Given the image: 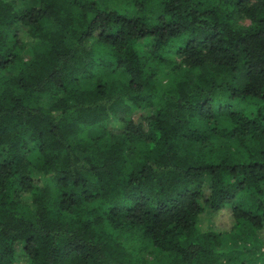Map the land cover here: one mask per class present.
I'll return each instance as SVG.
<instances>
[{"label":"trees","instance_id":"trees-1","mask_svg":"<svg viewBox=\"0 0 264 264\" xmlns=\"http://www.w3.org/2000/svg\"><path fill=\"white\" fill-rule=\"evenodd\" d=\"M178 37L181 75L158 89L142 59ZM95 64L127 80L81 86ZM223 94L259 107L220 108ZM80 125L101 133L71 143ZM240 221L264 232V0H0V264H224ZM108 230L160 258L134 261Z\"/></svg>","mask_w":264,"mask_h":264},{"label":"rangeland","instance_id":"rangeland-1","mask_svg":"<svg viewBox=\"0 0 264 264\" xmlns=\"http://www.w3.org/2000/svg\"><path fill=\"white\" fill-rule=\"evenodd\" d=\"M8 1V0H4ZM99 5L107 7L109 9H117L126 11L127 13L132 12V3L133 0H96ZM39 0H24L18 1L15 0V4L18 7L25 6H37ZM236 24L240 27H247L250 24V21L244 17L237 19ZM17 30L24 31V27L16 26ZM184 38L178 37L169 40V42L161 49L162 60H155L151 58H143L142 63L144 69L154 72L155 85L158 89H169L172 87L175 82L179 79L181 75L180 68L182 65V60L180 57L174 54V50L177 47H180L183 44ZM27 49L29 45H25L24 49H19V53L23 58L28 57ZM96 57H105V53L97 52ZM12 71L6 72L8 75ZM99 77L103 80L109 79H120L126 81V75L120 70L108 71L103 66L95 64L92 67L91 74L81 75L79 77V84L83 87L91 86L94 83V80ZM224 95V99L220 100V108L225 103L229 105L232 110L240 111L245 114H252L259 107V101L254 98L244 97L231 99L227 95ZM40 105L43 107H48L50 104V99L47 96H42L39 99ZM144 113L140 108L135 106L130 107L129 119L135 125H140L143 129L146 128L142 116ZM220 126L225 124V116L223 115V110L220 111ZM101 133V130L98 126H79L78 132L72 138L70 142L74 143L80 140L92 139L97 137ZM213 222L217 224L223 223L226 227L230 224V219L227 213L219 218L213 219ZM209 222L206 218L200 217V226L205 227ZM212 224V223H211ZM111 235L118 236L120 244H122L125 249L130 253L131 258L137 262H156L160 258L159 252L152 248V246L139 236L124 232L117 234L114 230H108ZM260 242H264V232H258V235H255L247 222L240 221L233 231L229 234H226L223 237L224 246H223V261L224 264H259L258 256V245Z\"/></svg>","mask_w":264,"mask_h":264}]
</instances>
